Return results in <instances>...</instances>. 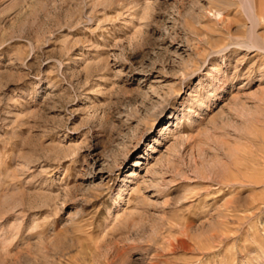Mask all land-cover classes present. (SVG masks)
Instances as JSON below:
<instances>
[{"label":"rangeland","instance_id":"rangeland-1","mask_svg":"<svg viewBox=\"0 0 264 264\" xmlns=\"http://www.w3.org/2000/svg\"><path fill=\"white\" fill-rule=\"evenodd\" d=\"M254 1L0 0V264H264Z\"/></svg>","mask_w":264,"mask_h":264},{"label":"bare ground","instance_id":"bare-ground-1","mask_svg":"<svg viewBox=\"0 0 264 264\" xmlns=\"http://www.w3.org/2000/svg\"><path fill=\"white\" fill-rule=\"evenodd\" d=\"M260 2H261V0H258V4L256 3V1H254V4H253V9H255V14L256 15H262L263 13L260 11V8H259V5H260ZM261 4H262V2H261ZM261 9H262V7H261ZM239 30V29H238ZM240 31V30H239ZM248 48V47H247ZM250 48V47H249Z\"/></svg>","mask_w":264,"mask_h":264}]
</instances>
